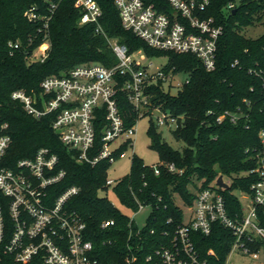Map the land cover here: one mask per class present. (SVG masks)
Wrapping results in <instances>:
<instances>
[{
  "label": "trees",
  "instance_id": "16d2710c",
  "mask_svg": "<svg viewBox=\"0 0 264 264\" xmlns=\"http://www.w3.org/2000/svg\"><path fill=\"white\" fill-rule=\"evenodd\" d=\"M227 1L211 0L206 12V15H215L225 27L218 40L216 67L207 70L196 55L155 49L126 29L115 0H98L103 31L97 30L95 22L80 23L82 11L75 0H0V121L8 122L7 132L12 136L7 164L32 156L41 146H49L59 155L58 168H64L66 175L54 189L60 193L72 185L80 186L70 206L87 221L89 237L95 242L102 264H127L131 227H137L134 223L130 225V217L107 196L100 195V191L106 189L110 162L103 160L91 165L78 161L73 150L62 143L53 129L52 113L35 118L20 102L11 100L9 93L16 88L39 93L45 76L64 73L80 63L113 65L118 57L111 39L125 43L130 53L138 50L148 55L168 53L165 68L174 67L177 72L187 73L190 80L177 94L159 86L153 91L156 101L165 109L182 116L173 133L185 146L182 149L171 146L153 124L149 134L151 147L158 151L160 160L173 162L184 168V172H172L164 164L157 174L152 165L134 153L130 173L118 180L114 190L119 200L131 209L138 210L140 203L151 206L142 235L156 242L165 239V231L173 233L181 223L183 209L177 204L175 194L192 203L193 187L197 185L195 178L208 186L216 177L218 182L219 175L229 177L231 185L222 192L229 212L241 214L243 205L237 192L250 193L251 183L256 178L255 174H247L257 165V159L246 149L260 146L259 131L264 128V85L255 72H264V33L252 37L247 36L244 29L264 22V0H241L236 12L226 11ZM52 2L57 3L55 8L51 7ZM29 11H35L39 17L30 18ZM46 20L48 25H45ZM47 39L51 41V48L46 59L30 61L29 54ZM10 40H20L23 46L11 49ZM236 60L239 62L234 64ZM118 101L126 123L135 122L137 113L125 91H119ZM226 109L238 111L239 120L217 123L215 116ZM102 125L97 127L99 139ZM258 217L264 226L261 208ZM107 218H113L115 223L104 228L102 221ZM169 218L172 220L168 221ZM233 240L232 230L219 223L213 226L211 234L195 236L202 257L214 249L216 256L211 258L215 263L227 259ZM3 264L20 263L7 256Z\"/></svg>",
  "mask_w": 264,
  "mask_h": 264
},
{
  "label": "built area",
  "instance_id": "2783aa9c",
  "mask_svg": "<svg viewBox=\"0 0 264 264\" xmlns=\"http://www.w3.org/2000/svg\"><path fill=\"white\" fill-rule=\"evenodd\" d=\"M115 2L123 26L149 46L192 53L207 70L215 69L218 40L225 27L215 15H206L211 0ZM240 2L228 0L224 8L233 12ZM75 5L82 11L81 24L95 22L97 30L103 31L100 24L102 8L98 0H75ZM56 6L57 3L52 2L51 7ZM28 15L32 19L39 17L35 11H29ZM45 25H48L47 20ZM110 42L118 57L113 65L80 63L64 73L45 76L40 82L39 93L32 94L23 88L9 93L11 100L20 102L23 109L35 118L41 119L52 113V127L59 139L73 150L78 161L91 165L103 160L112 163L125 154L127 147H133L136 123L141 116L158 110L161 112L158 114L159 124L176 123V126L182 117L173 115L156 101L153 91L155 86L170 91L176 75L181 72L175 71L174 67L155 68L153 61L143 64L128 51L125 43L118 39H111ZM9 46L18 49L23 44L20 40H10ZM50 48L51 41L47 39L29 54L28 59L44 61ZM38 49L42 51L40 55L37 54ZM24 51L27 52V49ZM238 62L236 60L234 64ZM255 72L264 85V72ZM189 80L186 73L177 86L181 88ZM121 90L125 91L137 113L135 122L131 124L126 123L119 105ZM239 118L240 113L230 109L215 116L217 123L226 120L235 123ZM101 123L99 139L97 127ZM7 128L8 122L0 121V264L7 256L20 264H102L95 242L89 237L87 221L70 206V200L80 192V186L72 185L60 193L54 189L66 175L64 168H58L59 155L51 147L41 146L32 156L21 157L12 165L7 164L12 143ZM259 138V147L246 149L256 157L257 165L247 171V174L256 176L250 186L251 192L240 193L243 213L229 212L222 192L226 187L217 182V177L208 186L203 185V180H195L197 185L193 187L195 196L192 203L179 196L188 206L189 214L185 216L183 213V219L173 233L164 232L165 239L159 242L145 239L143 226H138L130 217V225L134 223L137 227H131L126 263L228 264L229 255L224 262L215 263L211 258L216 256L214 249L209 250L208 256L202 257L196 246V234H211L217 223L231 229L234 234L230 253L239 248L253 258H259L264 253V226L259 223L258 217L260 208L264 213V128L259 131ZM164 164L172 172H184V168L173 162L160 161L152 167L159 174ZM223 180L231 185L229 177L223 175ZM112 184L114 179L107 177L104 188L107 190ZM144 206L140 203L139 209ZM171 220L169 218L168 221ZM114 223L113 218H107L102 221V227L107 228Z\"/></svg>",
  "mask_w": 264,
  "mask_h": 264
},
{
  "label": "rangeland",
  "instance_id": "374dc122",
  "mask_svg": "<svg viewBox=\"0 0 264 264\" xmlns=\"http://www.w3.org/2000/svg\"><path fill=\"white\" fill-rule=\"evenodd\" d=\"M244 33L247 36L257 37L264 33V22H257L254 25H250L244 29ZM42 51L38 49L37 54H41ZM136 59L141 61L143 64H147L153 61V66L155 68L164 67L169 61V54L162 53L160 55H148L144 51L134 52ZM185 78L184 73H179L176 75L174 85L170 88L171 94H177L179 87L177 86L178 81H182ZM166 90L168 89V83L165 84ZM158 114L160 111L155 110L152 114L148 113L141 116L137 123V132L134 135V146L127 147L125 149V154L116 158V161L110 163L108 168L107 177L114 179V184L110 185L108 189H103L100 191V195L107 196L110 201H112L122 212L127 214L129 217L133 218L136 224L140 227L146 224L147 218L151 213V206H144L139 210L131 209L125 206L118 198L117 193L114 190V185L119 179L127 176L131 170L132 164V154L135 152L144 161L149 164L159 163L160 156L156 149L151 147V135L149 134V127L153 124L156 129L162 133L163 139L167 141L174 148L182 149L185 146V142L181 139H177L173 133V129L176 127V123L170 124H159ZM196 181L198 179L195 178ZM240 196V193L237 192ZM244 200V199H243ZM176 202L179 206L183 207V213L185 216L189 214V209L186 204L182 201L179 195H176ZM228 264H264V253L262 252L259 258H253L251 254L243 252L241 249H234L228 257Z\"/></svg>",
  "mask_w": 264,
  "mask_h": 264
},
{
  "label": "water",
  "instance_id": "95a60500",
  "mask_svg": "<svg viewBox=\"0 0 264 264\" xmlns=\"http://www.w3.org/2000/svg\"><path fill=\"white\" fill-rule=\"evenodd\" d=\"M233 12H236V9H234ZM218 183L226 188L230 187L226 182H224L223 175H219Z\"/></svg>",
  "mask_w": 264,
  "mask_h": 264
}]
</instances>
